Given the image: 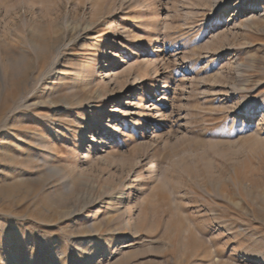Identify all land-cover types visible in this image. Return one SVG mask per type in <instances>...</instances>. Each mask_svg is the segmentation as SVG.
Returning <instances> with one entry per match:
<instances>
[{
    "label": "rangeland",
    "instance_id": "rangeland-1",
    "mask_svg": "<svg viewBox=\"0 0 264 264\" xmlns=\"http://www.w3.org/2000/svg\"><path fill=\"white\" fill-rule=\"evenodd\" d=\"M0 264H264V0H0Z\"/></svg>",
    "mask_w": 264,
    "mask_h": 264
}]
</instances>
